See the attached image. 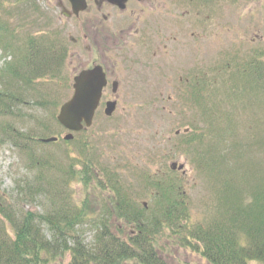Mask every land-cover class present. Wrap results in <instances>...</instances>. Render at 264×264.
<instances>
[{"label":"rangeland","instance_id":"374dc122","mask_svg":"<svg viewBox=\"0 0 264 264\" xmlns=\"http://www.w3.org/2000/svg\"><path fill=\"white\" fill-rule=\"evenodd\" d=\"M58 1L2 0L4 5L0 6V19L17 31L10 49L4 44L8 41L0 39V90H5L8 76L16 72L19 77L12 84L18 85L16 92L20 93L22 90L25 94L14 101L15 115L0 112V126L10 123L15 132L29 133L32 130L33 135L39 139L59 137L56 142L42 143L38 140V143H28L38 158L59 163L63 170L71 164L80 170L81 161L91 159L92 156L94 168L101 174L97 177L98 180H109L111 177L118 181L122 197L126 202H132L134 207L138 206L143 222L148 224L149 232L152 230L150 221L154 222L159 214L162 215L170 199H177L182 192L187 195L185 199L189 205L186 226L192 228L194 224L205 223L208 213L216 216L225 175L216 177L218 173L214 170L208 173L203 167L194 165L188 154L193 146L185 142L187 137L185 138L184 129L192 122L202 120L205 109L219 115L225 113L231 137L228 146L232 147L233 154L240 148L246 150V155L242 156V165L250 169L251 164H260L261 161L264 169V145L259 143V139H264V89L256 90L254 95L244 88L239 91L240 94H231V87L239 86L247 79L230 78L231 75L228 76L225 71L233 69L224 67L231 52H238L239 60L235 61L239 63L253 49L264 47V0H178L179 3L156 0L154 7L151 4L152 9L143 13L139 23L141 28L145 24L146 30L150 26L156 29L157 35L151 33L154 35V43L149 41L142 46L135 42V46H127L124 52L140 54L142 50L150 51L152 59L156 57L157 80L152 84L131 87L136 91L132 93L133 99L121 102L112 119L101 111L94 119L93 126L86 132L75 135L71 142L64 140L67 130L56 121L60 105L69 100L73 93L72 68L76 63H71L70 54L74 49L69 37L82 38L85 32V29H73L72 25L81 20L84 26L86 18L101 13L108 14L109 11L97 13L90 4L89 11L82 13L76 23L74 18L60 19L56 7ZM62 1L67 3V0ZM21 3L24 12L20 11ZM35 3L39 9L35 8ZM132 9H139V6L131 5L129 10ZM127 14L124 16L127 17ZM112 15L116 14L112 12ZM119 16L117 14L116 17ZM29 34L38 41L39 48L46 50L45 59L53 57L54 50L60 45L69 49L68 58L57 73L52 70H45L38 75L26 73L24 61L16 58L19 53H26L25 39ZM33 61L41 69L42 59ZM195 68L199 70V74L205 72L204 75L211 79L209 88L213 92L206 95L204 93L205 102L201 97V104L184 106L181 95L186 92V96H189L192 82L183 88L180 84L184 82H178L179 77L182 76L183 80L187 76L191 78L196 74ZM24 72L25 77H32L31 86L25 91V83L21 82L24 80ZM44 101H52V104H40ZM56 102L60 104L58 108L54 106ZM199 125L203 127L202 124ZM177 130H180L179 134H176ZM7 140L0 134V203L16 207L19 212L29 209L44 213L50 205L48 200L51 195L36 192L30 197L22 196L23 187L27 188L29 185L34 191L37 188L34 179L38 171L30 167L26 155L28 152H23L12 141ZM172 161L185 163L186 175L169 168ZM229 163L232 164L233 161ZM54 173V170L49 169L46 172L47 178L54 180ZM56 174L57 185L63 189L64 194H67L71 202L81 206V200L86 194L82 184L76 177L71 176L67 181V176L65 178L63 174ZM230 176L233 179L237 174L233 170ZM253 182H247V185L252 186ZM106 195L105 192L101 196ZM145 202L147 207L144 206ZM95 203L96 206L88 210V216L83 222L76 224V236H79L81 246H86L91 253H98L99 245L110 242L108 237H104L101 244L98 242L101 223H105L102 218L106 216L103 202ZM110 207L115 210L113 204ZM181 223L184 226L183 221ZM123 224L124 221L117 217H111L109 224L111 234L121 242L131 234L128 226L124 231L126 236H123L122 229H119ZM2 228L13 236L12 226H6L3 219L0 220V231ZM42 229L46 237L50 238L47 225L44 224ZM173 235L176 234L170 229L160 228L152 241L153 252L158 250L160 256H165L164 264H212L199 249L189 246V243L183 246L180 241H172ZM72 248V251L65 252L48 264H70L71 253L76 246L72 244ZM137 261L131 259L122 261L121 264H139ZM250 264L260 263L251 261Z\"/></svg>","mask_w":264,"mask_h":264},{"label":"trees","instance_id":"16d2710c","mask_svg":"<svg viewBox=\"0 0 264 264\" xmlns=\"http://www.w3.org/2000/svg\"><path fill=\"white\" fill-rule=\"evenodd\" d=\"M3 5L1 0L0 6L3 7ZM34 5L35 8L39 7L36 3ZM24 10L21 3L20 11L24 12ZM1 21L0 19V34H2L0 39L8 41L4 44L8 45L7 48L10 49L17 30H14L8 22ZM8 32H10L9 35ZM25 40L26 53H19L16 59L24 61L23 66L27 74L38 75L45 70H52L54 73L59 71L63 58H65L64 54H57L54 50L53 57L49 58L50 61L45 59L46 50L38 47V41L34 39L32 34H29ZM231 53L228 54L229 58L225 60L226 66L224 67L233 69V71L226 69L225 72L228 76L231 75L230 78H245L244 80H247L239 86L231 87L230 93L240 94L239 91L244 88L245 91H251L250 94L254 95L256 90H263L264 47L253 49L252 53L242 57L239 63L235 61L239 60L238 52L233 51ZM34 59H42L41 69L37 68ZM194 71L196 74L190 78L192 88L189 96H186L187 93L181 95L184 106L201 104V97L205 102L206 93L213 92L209 88L211 79L204 75L205 72L199 74V70ZM22 75L24 80L21 82L25 83L23 86L25 91V89L30 88L32 77H25V72ZM18 77L16 72L9 75L8 82H6L7 88L4 87V91L0 90V112H7L9 116L15 115L14 101L25 94L22 90L20 93L16 92L18 85L12 84ZM251 78L252 80H250ZM17 89L19 88L17 87ZM46 103L52 104V101L40 102L42 105H46ZM59 105L57 102L54 103L57 108ZM204 112L205 115L202 120H197L196 123L192 122L185 127L189 129V132L185 134V138L187 137L185 142L193 146L188 154H190L196 167H203L208 173L214 170L218 173L216 177L225 175L221 200L216 207L217 215L210 216L208 213L209 217L206 218L205 223L194 224L192 228L186 226L189 205L185 199L187 195L182 192L177 199H170L165 205L162 215L159 214L154 222L150 221L149 225L152 226V230L149 229L150 232L148 231V224L143 222L141 214H132L126 211V199L121 195L122 189L119 187L118 181L111 177L109 180H98L97 177H100L101 174L96 172L92 159L82 161L80 170L75 169L74 164L63 170L59 163L47 162L36 156L29 143L30 141L38 143L40 139L33 135L32 130L29 133L15 132L10 123L0 126V134L12 141L13 145H16L23 152H28L26 155H28L30 167L38 171L34 179L37 188L34 191L33 187L26 185L27 188L23 187L22 196L30 197L36 192L51 195L50 200H48L50 205L44 213L29 209L19 212L16 207L0 203V220L3 219L6 226L10 224L14 230L13 236L5 228L0 231V264H48L65 252L72 251V244L76 248L71 253L70 264H121L122 261L131 259L139 260L140 262L137 261L139 264H164L158 250L149 251V247L143 243L146 240L156 238L155 235L158 234L160 228L170 229L172 233L176 234L171 236L172 241H180L183 246L189 243V246L199 249L212 264H250L251 261L264 264V169L262 162L251 164L250 169L245 168L242 165V156L246 155V150L240 148L233 154L232 147L228 146L231 137L229 136L230 129L226 124L225 113L219 115L210 113L206 109ZM199 124H202L203 127H200ZM259 141L260 145H264V139H259ZM230 161L233 163L230 164ZM49 169L55 172L54 180L48 179L46 176ZM233 170L237 177L232 179L230 173L232 174ZM56 173L63 174L65 178L67 176V181L71 176L76 177L82 184L86 194L81 200V206L71 202L67 194H64L63 189L57 185ZM216 180L220 179L216 178ZM251 181H254L252 186L247 185V182L251 183ZM105 192L107 195L101 196ZM96 201L103 202L106 210L105 216L109 215L112 218L117 217L121 221L138 223L141 233L125 237L121 242L111 234L112 230L106 224L110 222V219H106L105 223H101L102 229L98 242L101 244V240L105 239L104 237H108L110 242L99 245L98 253H91L86 246H81L79 236H76V224L83 222L88 216V210L96 206ZM111 204L114 205L115 209L117 208V212L112 210ZM102 219L104 220V218ZM44 224L50 230V238L46 237L42 229ZM181 231H185L187 234L181 233ZM122 232L124 236L125 233L123 230ZM115 239L116 242H113ZM163 252L164 250L161 251L162 254Z\"/></svg>","mask_w":264,"mask_h":264},{"label":"flooded vegetation","instance_id":"af4514ba","mask_svg":"<svg viewBox=\"0 0 264 264\" xmlns=\"http://www.w3.org/2000/svg\"><path fill=\"white\" fill-rule=\"evenodd\" d=\"M171 1L178 2V0ZM181 1L182 0H180V2ZM86 2L87 8L79 14L73 12L72 5L68 3V1L65 4V2L59 0L56 6L59 10L60 19L71 20L74 18L76 19V23L80 20L82 13L89 11L91 5L95 8L97 13H101L104 10L109 11L108 14L101 13L100 15H91L84 20V26L81 20L76 25H72L73 29L76 30L85 29V32H83V35L81 36L82 38L74 36L69 37L74 49L70 54L71 63H76L72 68L74 69L72 86L75 77L80 72L94 69V67H101L105 74L104 78H106V85L103 87L104 89L102 91V97L100 98V105L96 113H100L101 111L105 113L104 108H106L107 103L115 102L116 109L112 115L113 117L121 102L130 101L131 98L133 99L132 93H135L136 91L130 89L131 87L152 84V82L157 80L156 57H154L153 60L150 51L142 50L140 54L124 52L127 46H135V42L142 46L147 45L149 41L154 43L152 42L154 35L151 33L157 35L158 32H156V29L150 26V28L146 30L145 24L141 28L139 27V23L142 21L143 13L152 9L150 6L152 4V7H154L156 0H127L123 3L124 7L111 3L109 0H86ZM135 4L139 6V9L129 10V7ZM112 12L116 15H112ZM117 14L118 16L121 14V17H116ZM125 14H127V17L124 16ZM138 27L140 28V31H138ZM137 37L140 38L137 39ZM58 49L60 50L61 55L64 54L65 58L63 59L66 60L68 58L69 49L64 45H60ZM78 67H81V69L79 70ZM190 80L189 76L184 80L181 76L179 77L178 82H184L180 85L185 88L188 86L187 83H189ZM184 94H186V92H184ZM145 203L144 206L147 207V204ZM125 204L127 205L126 211L132 214L140 213L138 206L135 205L134 207L132 202H126ZM116 210L117 208L114 212H117ZM124 223L125 224L119 226L123 231L127 230V227L129 226L131 231L130 235L134 236L141 233L137 223L132 221H124ZM106 224L107 227H109L110 222ZM152 241L153 240L149 239L143 242L145 243L144 245L149 247V251H153ZM160 258L163 262L165 256L161 255Z\"/></svg>","mask_w":264,"mask_h":264},{"label":"water","instance_id":"95a60500","mask_svg":"<svg viewBox=\"0 0 264 264\" xmlns=\"http://www.w3.org/2000/svg\"><path fill=\"white\" fill-rule=\"evenodd\" d=\"M76 14L86 9V0H69ZM111 3L124 7L127 0H109ZM101 67H94L91 70H84L75 77L73 85L74 93L72 97L66 101L60 108L58 114V122L69 130L65 136V140L73 139L71 131H81L84 124L90 127L93 123L95 112L100 104L103 87L106 85V78ZM106 114L111 116L115 111V102H108ZM55 136L43 139L44 142L50 143L57 141ZM184 164L173 162L171 168L182 170Z\"/></svg>","mask_w":264,"mask_h":264}]
</instances>
